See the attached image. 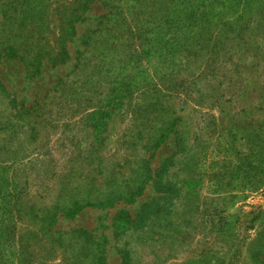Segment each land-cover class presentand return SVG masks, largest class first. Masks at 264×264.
I'll return each mask as SVG.
<instances>
[{"label":"rangeland","instance_id":"obj_1","mask_svg":"<svg viewBox=\"0 0 264 264\" xmlns=\"http://www.w3.org/2000/svg\"><path fill=\"white\" fill-rule=\"evenodd\" d=\"M0 53V264H255L264 0H0Z\"/></svg>","mask_w":264,"mask_h":264},{"label":"trees","instance_id":"obj_2","mask_svg":"<svg viewBox=\"0 0 264 264\" xmlns=\"http://www.w3.org/2000/svg\"><path fill=\"white\" fill-rule=\"evenodd\" d=\"M91 0H84V4H86L87 2H89ZM87 6H84L85 9H87ZM73 28V27H71ZM65 51V50H64ZM5 56L6 57H9V58H13V57H17V50L11 46L9 47L8 49L5 50ZM4 54V53H3ZM66 54V52H65ZM60 56V55H59ZM2 57V53H0V58ZM122 99V96L118 93V95H115L113 98L109 99L108 103L103 106L102 108H100V111L99 113L102 115V118H107L109 117L112 112L118 108V105L122 104L120 103ZM115 103V104H114ZM120 107V106H119ZM264 136V135H261V137ZM260 141V147L262 149H259L260 150V162L258 163V166L256 167L257 168V178H256V185L259 186V184H264V139H259ZM164 142V140H159L157 141V143L155 144L154 148H158L162 143ZM258 148V147H257ZM149 171V170H148ZM162 172L163 171V168L159 167L156 169L155 171V176L158 177L159 173L158 172ZM149 180H152V175H151V172L149 171L146 179H144V181H142L141 185L138 186L137 188L133 189V191L130 193L127 202H134L135 199L137 197H139L147 182ZM159 187H163V185L161 183H157ZM110 205V203H108ZM84 208V206H80L78 205V203H76L75 205V209L74 210H71V209H68L69 211V215L70 216H74L75 215V212H78V211H81L82 209ZM258 220H264V215H262V213H257V215L253 216L252 219L249 220V223L248 225L250 224V227L249 228H252L255 221H258ZM259 241V242H257ZM257 245V249H254L250 256H251V259H253V261L255 262V264H264V233H262V231L259 232V235H258V239L256 240V242H251L250 245ZM102 256L99 257L96 261V264H105V257H103V252H101Z\"/></svg>","mask_w":264,"mask_h":264}]
</instances>
